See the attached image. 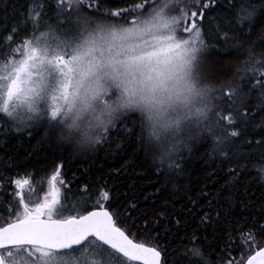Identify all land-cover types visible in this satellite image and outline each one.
I'll list each match as a JSON object with an SVG mask.
<instances>
[{"label": "snow or ice", "instance_id": "1", "mask_svg": "<svg viewBox=\"0 0 264 264\" xmlns=\"http://www.w3.org/2000/svg\"><path fill=\"white\" fill-rule=\"evenodd\" d=\"M241 55L233 72L226 56ZM261 114L264 0H29L18 21L0 27V138L31 137L43 124L44 139L55 134L81 151L134 143L170 181L182 178L199 142L213 163L231 165L234 182L250 171L264 181ZM253 129L259 139L249 138ZM61 167L38 200L28 174L0 168V264H264V224L243 232L229 220L230 195L209 201L198 225L214 211L217 224L240 233L216 246L222 255L196 230L168 250L149 226L154 209L131 217L136 204L114 206L106 189L74 194Z\"/></svg>", "mask_w": 264, "mask_h": 264}, {"label": "trees", "instance_id": "2", "mask_svg": "<svg viewBox=\"0 0 264 264\" xmlns=\"http://www.w3.org/2000/svg\"><path fill=\"white\" fill-rule=\"evenodd\" d=\"M28 3L29 0H0V27L18 21ZM254 31L259 34L258 29ZM252 39L255 40L256 36ZM256 49L260 51L258 43ZM226 59L232 60L234 72L239 61L245 57L241 55L237 60L226 56ZM228 79H232L231 74ZM247 90L246 86L245 92ZM255 95L252 93L249 107L256 104ZM224 115H227L226 111ZM255 122L260 123L259 115ZM45 127L46 125L41 124L33 128L31 137L25 131L13 132L0 138V168L8 165L10 170L4 171V175L12 178H24L28 174L36 189L34 200L42 198L47 191V179L55 167L61 165V179L70 185L74 194L79 195L78 190L85 186L95 190L94 197L99 195V189H106L110 192L114 206L127 209L129 204H136V209L130 210L131 217L142 216L145 210L154 209L155 212L148 217L149 226L155 227L154 234L161 237L157 243L164 249L176 248L182 237L196 230L199 236L206 237L207 243L213 246L216 256L222 255L216 246L223 248L230 235L235 240L240 233L232 229L229 221L222 219L217 224L214 211L210 212L213 222L198 230L200 218L210 211L209 201H213L214 197L223 201L226 196H231L229 220L238 221L243 232L256 231L258 229L255 225L264 224V181L256 179V172L250 171L247 175H242L238 182H234L228 173L231 165L221 167L218 162L213 163L214 157L202 143L193 144V153L184 165L182 178L170 181L166 176L156 173L150 156L134 151V143L126 144L118 152L108 144L81 151L70 143L58 142L55 134L44 139ZM258 131L259 129H253V135L249 138L259 139L260 136L255 135ZM33 173L34 177L31 175ZM40 181L44 182L43 187ZM191 200L197 201L195 206L190 203ZM224 207L227 209L228 205ZM161 212L164 213L163 217H159ZM158 217L159 222L153 225L151 221ZM177 220L180 221L179 224L176 223ZM135 223L139 227L143 221L136 219ZM239 255L240 251L232 252L234 257L238 258ZM216 264L220 262L217 261Z\"/></svg>", "mask_w": 264, "mask_h": 264}]
</instances>
